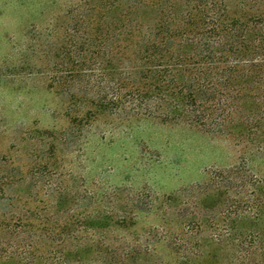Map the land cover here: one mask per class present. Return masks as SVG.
Instances as JSON below:
<instances>
[{
    "label": "trees",
    "instance_id": "1",
    "mask_svg": "<svg viewBox=\"0 0 264 264\" xmlns=\"http://www.w3.org/2000/svg\"><path fill=\"white\" fill-rule=\"evenodd\" d=\"M72 20L66 72L83 78L86 106L74 122L110 115L188 123L264 157V0H86ZM249 170L244 162L184 190L199 199L185 200L188 213L176 211L179 232L155 229L142 236L145 249L112 254L121 264H264V182ZM36 215L21 230L0 210V264H71L66 239L48 232L58 219ZM92 217L93 230L112 223L99 210ZM95 245L78 250L76 264H114Z\"/></svg>",
    "mask_w": 264,
    "mask_h": 264
},
{
    "label": "rangeland",
    "instance_id": "2",
    "mask_svg": "<svg viewBox=\"0 0 264 264\" xmlns=\"http://www.w3.org/2000/svg\"><path fill=\"white\" fill-rule=\"evenodd\" d=\"M85 2L0 0V201L11 203L0 210L21 221V230L33 214L58 219L48 232L66 239L68 263L82 260L78 250L95 241L121 264L125 248H146L142 236L149 231L181 230L176 211L188 213L185 200L199 199L184 190L244 162L264 182V157L227 133L188 123L110 115L74 122L86 109L79 97L83 78L66 72L63 47ZM98 210L112 223L93 230ZM125 215L135 220L116 224Z\"/></svg>",
    "mask_w": 264,
    "mask_h": 264
}]
</instances>
